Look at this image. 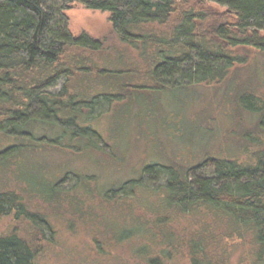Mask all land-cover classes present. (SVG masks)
<instances>
[{"label": "trees", "instance_id": "1", "mask_svg": "<svg viewBox=\"0 0 264 264\" xmlns=\"http://www.w3.org/2000/svg\"><path fill=\"white\" fill-rule=\"evenodd\" d=\"M75 4L108 13L114 43L74 34L67 12ZM242 47L264 52V0H0V135L14 141L0 154L26 155L38 148L37 141L76 151L110 148L112 154L91 125L95 109L107 105L111 112L135 92L220 82L246 61L247 54L235 53ZM238 104L264 115V103L253 91H244ZM34 124L56 132L38 134ZM261 124L253 163L214 155L186 169L148 163L142 171L158 187L141 176L127 181L129 189L105 190L98 209L116 213L123 228L104 231L96 225L118 242L149 238L165 246L164 258L178 245L191 264L213 259L227 264L229 242L244 241L250 253L246 264H264ZM74 176L78 182L64 191L77 208L78 188L94 178ZM53 186L57 196L61 189ZM82 207V220L91 219L90 213L81 214ZM13 211L26 215L28 227L0 233V264H38L49 222L28 212L15 192H0V217ZM142 250L131 253L146 259ZM147 261L161 264L157 258Z\"/></svg>", "mask_w": 264, "mask_h": 264}, {"label": "rangeland", "instance_id": "2", "mask_svg": "<svg viewBox=\"0 0 264 264\" xmlns=\"http://www.w3.org/2000/svg\"><path fill=\"white\" fill-rule=\"evenodd\" d=\"M67 14L74 34L86 32L114 43L108 13L75 4ZM235 53L247 54L246 61L236 63L220 82L135 92L129 96L127 105L121 104L122 107L111 112L107 105L95 109L91 125L110 144L113 155L110 148L107 153L91 148L76 151L44 141H37L41 143L38 148H31L26 155L0 154V192H15L28 212L42 215L49 222L48 241L38 264H149L148 257L157 258L161 264H191L178 245L170 249L169 258H164L161 251L165 246L160 247L149 238L118 242L105 235L96 222L104 231L121 230L123 225L121 220L114 219L116 213L114 216L110 211L98 209L100 196L112 187L124 185L129 189L127 181L141 176L156 189L159 182L153 183L142 171L148 163L160 164L156 168L164 165L186 169L208 155L253 163L252 152L262 136L260 123L264 126V115L262 111L240 106L238 97L250 90L264 103V52L242 47ZM33 129L51 136L56 132L55 128L42 124H34ZM95 140L101 142V138ZM12 142L0 135V150ZM260 142L264 148V139ZM73 173L94 178L78 188L80 196L74 197L77 208L64 191L78 182ZM64 176L66 180L60 182ZM52 186L61 189L57 196ZM80 206H83L81 214L90 213L91 219L85 216L82 220ZM91 208L97 209L90 211ZM26 227V215L16 217L13 211L0 217V233L14 229L23 233ZM130 246L138 247L130 251ZM228 247L227 264L250 261L249 246L244 241L229 242ZM141 250L146 259L131 253ZM213 264H217L215 259Z\"/></svg>", "mask_w": 264, "mask_h": 264}]
</instances>
